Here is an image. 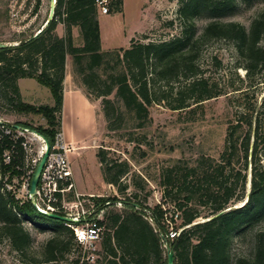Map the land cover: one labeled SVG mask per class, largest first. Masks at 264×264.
Returning <instances> with one entry per match:
<instances>
[{"label":"trees","instance_id":"obj_1","mask_svg":"<svg viewBox=\"0 0 264 264\" xmlns=\"http://www.w3.org/2000/svg\"><path fill=\"white\" fill-rule=\"evenodd\" d=\"M97 2L57 0L54 17L37 37L29 41L28 37L21 38L16 45L0 47V101L12 113L35 112L46 116L48 127L37 130L51 144L62 128L68 54L72 56L74 77L86 96L90 100L102 99L107 129L126 133H135L150 125L153 104L166 103L173 110H182L226 94L224 88L205 76L200 64L201 47L208 40L222 38L234 42L239 55L235 66L243 67L248 79H253L264 66V8L247 28L239 21L223 19L234 12L238 0H178L180 35L148 42L132 37L128 47L104 50ZM110 3L113 11H122L123 0ZM39 4L38 0L37 8ZM203 16L211 19L198 34L196 20ZM60 23L65 29L63 36L56 30ZM76 27L82 37L81 44H76L73 36ZM20 78H34L48 87L54 104L35 105L24 101L18 84ZM233 90L247 91H241V87ZM257 105L246 102L228 118L219 158L202 154L194 163L179 159L172 165L162 166L163 194L181 211L182 229L177 237L169 238L175 264H264V229L261 228L255 234L253 255L233 258L232 254L234 238L264 222V98ZM187 111L190 114L194 110ZM16 124L31 126L24 121ZM4 125L7 124L0 122V237L8 239L17 252L27 254L32 250L33 239L25 221L35 225L31 216L37 214L53 222L49 227H53V235L42 246L39 257L32 258L33 262L63 259L64 253L75 244L74 231L38 212L31 199L19 204L7 187L8 166L20 176L27 175V168L22 146L25 138L17 135L13 123H8L12 128L10 133L4 131ZM134 140L138 146L146 144V134L141 133ZM6 152L10 155L7 163ZM98 157L105 182L127 197L122 208H108L101 219L95 220L103 229L104 264H167L161 236H167L170 231L167 209L162 204L154 207L146 204L150 192L141 196L148 185L141 174L133 172L135 190L128 193L130 184L123 178L131 169L129 160H110L103 147ZM200 217L203 219L198 221Z\"/></svg>","mask_w":264,"mask_h":264},{"label":"rangeland","instance_id":"obj_2","mask_svg":"<svg viewBox=\"0 0 264 264\" xmlns=\"http://www.w3.org/2000/svg\"><path fill=\"white\" fill-rule=\"evenodd\" d=\"M12 1L0 0V41L18 44L21 38L30 37L37 29L45 26L50 16L52 0H41L39 10L34 9L38 15L33 19V25L29 30L26 27H14L11 24L9 14ZM22 1L17 0V9L28 11L33 0H24V3ZM110 1L108 0L107 4L109 8L107 14L102 13V8H99L101 32L104 37L102 48L104 50L128 47L132 37L138 41L148 42L171 39L181 34L177 13L180 6L178 0H123L121 12L113 11ZM263 8L264 0H238L234 12L223 19L239 21L248 28ZM30 18L26 19L27 22ZM210 19L209 16H203L196 20L198 34L203 31ZM74 39L76 44L82 43L79 28L78 31L75 29ZM200 54L199 61L205 71V76L210 78V81L216 82L218 87L224 88L226 94L206 99L199 102V105L193 104L191 108L182 110H173L166 103L153 104L150 107L152 118L150 125L135 133L107 129L101 98L94 100L101 107V110H96L94 120L93 117L88 119V116H82L81 110L69 113L72 132L80 137L73 144L69 143L72 147L68 152L72 174L80 189L86 192L93 190L97 194L92 197L81 196L85 207L93 217H102L104 212L111 207L122 208L123 201L127 198L117 193L111 184H109L110 187L106 184L103 165L98 157L100 147L105 148L107 158L110 160L127 159L130 161L131 169L123 178L130 184L128 193L132 194L135 190L132 186L133 172L141 174L148 183L141 196L150 192L146 204L151 207L162 204L163 208L167 209V216L171 220L175 210L179 209L170 197L163 194L162 166L172 165L179 159L194 163L202 154L219 158L224 148L228 118L233 116L235 110H241L242 104L250 102L256 106L264 98V66L253 79H248L246 70L243 67L235 66L239 55L234 42L222 38L208 40L202 45ZM71 66L73 71V63ZM74 79L78 82V79ZM26 84L33 87L34 94L42 96V100H38L37 103L33 102L35 105L53 103V96L48 87L39 84L36 79L24 78L21 86L25 93ZM233 86L241 87V91H247L237 93L233 90ZM0 107L3 108L0 110V119L13 124H16L17 121L29 122L31 124L29 129L44 136L37 130L38 127H48L47 118L42 113H12L5 107L3 100L0 101ZM187 110L194 111L189 114ZM86 119L88 120L86 121ZM141 133L146 134V144L138 146L134 138H140ZM24 136L31 142L35 150L40 148L41 144L38 140L33 139L32 133L25 132ZM143 151L147 154L143 155ZM32 176H20L11 166H8L7 179L13 194L21 205L29 199L27 184L31 182ZM250 187L251 166L249 164L248 192ZM74 194L75 190L69 192L67 199L74 200ZM115 196L116 199H114ZM179 213L181 214V211ZM202 219L203 217H200L197 220ZM31 220L35 225L28 221H25V225L33 239L32 250L27 254L19 253L12 248L8 239L0 237V264H44L33 262L32 258L39 257L38 253L42 246L52 237L53 227H49L53 222L37 214L31 216ZM173 220L169 229L173 226L174 228L179 227L178 230H180V217L173 218ZM150 221L153 222L152 219ZM36 226L48 229H40ZM260 228L264 229V222L256 229L247 230L234 238L232 243L233 258L253 255L255 234ZM72 248L73 246L64 253L63 259L58 260L55 264H77L75 261L78 260L80 254ZM164 254L167 255L165 244ZM104 261L102 249H100L96 264H104Z\"/></svg>","mask_w":264,"mask_h":264},{"label":"built area","instance_id":"obj_3","mask_svg":"<svg viewBox=\"0 0 264 264\" xmlns=\"http://www.w3.org/2000/svg\"><path fill=\"white\" fill-rule=\"evenodd\" d=\"M22 3H24V0L22 1ZM37 3L38 0H33L29 6V10L24 12L23 10L17 9V0H13L10 5L9 14L11 24L14 27H26L29 30L30 27L33 25V19H35V17L38 15L34 12V9L36 10L41 7V0H39L40 4L38 8ZM97 3L99 8H102V13H108V0H98ZM32 14L34 15L31 16ZM28 17L31 18L27 22L26 19ZM17 24L22 25L19 26ZM42 28L37 29L34 34L38 33ZM0 122H5L7 124L4 125V131L6 133H10L12 128L8 126L9 122L3 119H0ZM15 129L17 131L18 136L25 137V132L32 133L33 139L38 140L41 144L40 148L35 150L32 147L31 142L27 139L22 142L26 157V176L31 177L41 157L46 151V137L26 127L22 129ZM34 134L39 135L42 138L39 139ZM71 148L72 147H70L69 143L65 140L63 133L61 131L57 132L55 134L54 143L51 144L49 156L42 170L34 200L29 193L30 183L27 184V193L29 199H31L33 205L35 206L38 212H55L58 214L69 216L74 220L71 222H63L65 225H67L74 231L75 244L72 249L80 254L78 258L80 263H82L83 261H87L88 263L92 264L96 262L97 257L99 256L103 234L102 227L96 225L95 220L101 219L103 216L95 218L87 210L81 198V196H86V194L75 191V199H67V195L69 194V192L75 190L74 183L72 181L73 174L71 163L68 156V152L71 150ZM9 161L10 155L8 154V152H6L5 162L7 163ZM7 187L8 189H11L10 184H7ZM87 196L92 197V195ZM179 212L180 211L176 209L174 212V216L172 215V217L174 219H178L180 217ZM166 218L169 225H171L173 223V218L170 220L167 214ZM180 230H176L173 226H171L167 237H177ZM55 262L57 261L44 262V264H55Z\"/></svg>","mask_w":264,"mask_h":264},{"label":"crops","instance_id":"obj_4","mask_svg":"<svg viewBox=\"0 0 264 264\" xmlns=\"http://www.w3.org/2000/svg\"><path fill=\"white\" fill-rule=\"evenodd\" d=\"M75 29L76 31H78L77 27L74 28V31H73L74 38H75ZM100 29H101V26H100ZM57 31L60 36H63L65 34L64 25L62 23L58 24ZM103 41H104V37H103V33L101 32V43H103ZM71 65H72V56L68 54L66 57V76L64 80V98H63V107H62V131L61 132L63 133L65 140L68 143L73 144V142L75 140L80 139V137L72 132V124L69 123L70 120L68 117L69 113H75L76 110H81L82 116H88V119L89 117H93V120H94L96 110H101V107H100V104H97V102H95L94 100H90L86 96L83 86L79 82L75 81L74 74H72L73 71L71 69L72 67ZM23 79L24 78L19 79V86H20L24 100L28 103L30 101L31 104L33 102L37 103L38 100H42L41 94L36 95L34 94V92H32L33 87L31 85H27V84L25 85L26 93L22 90L21 82L23 81ZM53 104H54V98H53V103L51 104L48 103V105H53ZM88 119H86V121ZM72 181L74 183L75 191L86 194V195H92V196L97 195L94 193L93 190L86 192L85 190L80 189L74 179V176L72 178ZM108 186L110 187L109 184ZM112 187L113 189L115 188L113 185ZM114 190H116V188Z\"/></svg>","mask_w":264,"mask_h":264},{"label":"water","instance_id":"obj_5","mask_svg":"<svg viewBox=\"0 0 264 264\" xmlns=\"http://www.w3.org/2000/svg\"><path fill=\"white\" fill-rule=\"evenodd\" d=\"M56 1L57 0H52L51 1L50 16H49V18H48V20L46 22V25L54 17L55 8H56ZM46 25L44 26V28L46 27ZM44 28H42L38 33H36V34L31 35L30 37H28L27 41H29V40L37 37L43 31ZM9 45H16V44H12V43H7V42L0 41V47H7ZM14 127L17 128V129L24 128L23 126L18 125V124H14ZM46 144H47L46 151L43 154V156L41 157L39 163L37 164L36 169H35V171L33 173L31 182H30L29 193H30L31 197L33 198V200H34V197H35V194H36L37 185L39 183L42 170L44 168L45 162H46V160H47V158L49 156L50 150H51V143L49 142V140L47 138H46ZM220 213H218V214H216L214 216H217ZM41 214H44V215L48 216L49 218H53V219L59 220L61 222H71V221H74L69 216L62 215V214H58V213H55V212L41 213ZM214 216H212V217H214ZM161 236H162V240H163V242H165V246L167 248V264H175V255H174L173 245H172V243L170 242L169 238L166 235L161 234Z\"/></svg>","mask_w":264,"mask_h":264},{"label":"bare ground","instance_id":"obj_6","mask_svg":"<svg viewBox=\"0 0 264 264\" xmlns=\"http://www.w3.org/2000/svg\"><path fill=\"white\" fill-rule=\"evenodd\" d=\"M37 138H39V139H41L42 137H40L39 135H36V134H34Z\"/></svg>","mask_w":264,"mask_h":264}]
</instances>
